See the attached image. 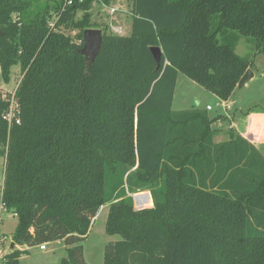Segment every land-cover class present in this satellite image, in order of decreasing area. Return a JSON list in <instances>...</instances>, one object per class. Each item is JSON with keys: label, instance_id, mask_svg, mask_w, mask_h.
I'll return each mask as SVG.
<instances>
[{"label": "trees", "instance_id": "trees-1", "mask_svg": "<svg viewBox=\"0 0 264 264\" xmlns=\"http://www.w3.org/2000/svg\"><path fill=\"white\" fill-rule=\"evenodd\" d=\"M113 1L0 0L2 77L17 65L23 74L19 124L3 120L0 96L11 244L62 240L63 264H86L80 244L109 205L107 233L121 240L104 264H264V155L232 128L216 143L205 110H173L179 74L232 97L254 66L236 53L240 36L264 53V0H130L131 33L106 26L87 66L84 31L101 27L92 5ZM74 30L79 43L64 33ZM144 191L153 203L137 209ZM26 253L8 251L5 264Z\"/></svg>", "mask_w": 264, "mask_h": 264}, {"label": "rangeland", "instance_id": "rangeland-1", "mask_svg": "<svg viewBox=\"0 0 264 264\" xmlns=\"http://www.w3.org/2000/svg\"><path fill=\"white\" fill-rule=\"evenodd\" d=\"M113 9L114 12H112ZM131 10L132 3L130 0H115L108 7L94 2L91 8L92 22L100 25L101 27L97 29L102 30V32L106 26H109V33L128 36L131 33ZM82 15L83 13L79 12L76 18L80 19ZM64 33L78 42L76 36L79 31H64ZM236 53L241 57H252L254 59V66L250 70L255 75L242 89L237 88L228 101H221L217 96L180 74L175 90L173 110H205L210 117H218L217 122L225 129L231 126L230 121L233 116L238 115L235 114L236 112L245 113L252 110H264V53L257 51L254 39L244 36H240ZM22 78L23 74L19 65L10 69L8 81L2 77L0 68V96L7 97L8 93L19 88ZM228 105L231 109L226 111L224 106ZM207 107H211V110L208 111ZM258 122L259 120L253 117L251 127H258ZM251 137L253 138L255 135L251 134ZM261 139L264 140V134L258 138V140ZM3 154L4 152L0 150V200L5 178L6 161ZM134 196L137 204L153 203L149 191L138 192ZM108 215L109 205L101 207L92 223L87 239L80 244L86 264H104L106 246L121 240L119 235L112 236L107 233ZM0 219V236H5L7 244L10 245L18 220L5 209L0 211ZM46 247V250L41 249L40 246L28 248L27 253L21 257L20 264H63V261L69 260V248L64 241L48 243Z\"/></svg>", "mask_w": 264, "mask_h": 264}, {"label": "crops", "instance_id": "crops-1", "mask_svg": "<svg viewBox=\"0 0 264 264\" xmlns=\"http://www.w3.org/2000/svg\"><path fill=\"white\" fill-rule=\"evenodd\" d=\"M180 75V74H179ZM255 75V74H254ZM179 78V77H178ZM178 83V81H177ZM175 98V96H174ZM174 103V101H173ZM207 109V108H206ZM210 111V110H208ZM229 111V110H228ZM235 114H238L237 116H233L231 122V126L228 128H233L235 132H237L239 135L244 137L247 141H249L251 144H253L256 148H258L262 154L264 155V140H258L259 137L264 134V110H252L249 112H236ZM255 117L257 120H259V126L258 127H251L252 118ZM216 118L215 122L212 125V128L219 131L215 137L214 141L216 143H221L229 140V136L227 134L228 129H225L221 124H219L218 117H211ZM251 134H254L255 137H251ZM257 139V140H256ZM5 247L7 246L8 250L10 251L12 249H19V250H27L28 247H17L13 246L11 243L10 245L7 244V242L4 243Z\"/></svg>", "mask_w": 264, "mask_h": 264}, {"label": "water", "instance_id": "water-1", "mask_svg": "<svg viewBox=\"0 0 264 264\" xmlns=\"http://www.w3.org/2000/svg\"><path fill=\"white\" fill-rule=\"evenodd\" d=\"M103 42V32L97 28H90L84 31V46L79 50V53L84 56L87 66H90L97 58ZM154 60L157 63L156 70L161 68L163 60V50L159 46L150 48ZM254 77L252 70H247L238 84V89H242ZM137 209L142 207L137 206L136 197L133 196Z\"/></svg>", "mask_w": 264, "mask_h": 264}, {"label": "built area", "instance_id": "built-area-1", "mask_svg": "<svg viewBox=\"0 0 264 264\" xmlns=\"http://www.w3.org/2000/svg\"><path fill=\"white\" fill-rule=\"evenodd\" d=\"M67 3L71 4L72 1H68ZM114 11L115 10L113 9L112 12H114ZM17 90H18V88L16 90L8 93L7 97H5V96L1 97V99L3 101H5L9 104L7 110L3 114V120L6 121L9 128L12 127L14 124L20 123V109H19V104H18L17 98H16ZM224 107H225L226 111L231 109V107L229 105L224 106ZM207 110H211V107H207ZM2 209H4V207L0 206V211ZM0 222H1V219H0ZM2 238L0 237V264H5V262H6L5 255L8 252L7 251L8 248H7V246L5 247V245H4L6 238H4V237H2ZM40 248L43 250H46L47 249L46 244L41 245Z\"/></svg>", "mask_w": 264, "mask_h": 264}]
</instances>
